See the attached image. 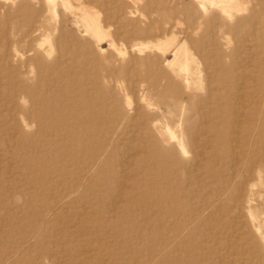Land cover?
Here are the masks:
<instances>
[{
  "label": "rangeland",
  "instance_id": "374dc122",
  "mask_svg": "<svg viewBox=\"0 0 264 264\" xmlns=\"http://www.w3.org/2000/svg\"><path fill=\"white\" fill-rule=\"evenodd\" d=\"M0 264H264V0H0Z\"/></svg>",
  "mask_w": 264,
  "mask_h": 264
},
{
  "label": "bare ground",
  "instance_id": "6f19581e",
  "mask_svg": "<svg viewBox=\"0 0 264 264\" xmlns=\"http://www.w3.org/2000/svg\"><path fill=\"white\" fill-rule=\"evenodd\" d=\"M218 4H220V6H222L223 4H221V3H218ZM217 4V5H218ZM84 16H83V18H84V20L86 21V23H87V26H88V28H91L92 30H93V32H94V34L95 35H101V33H102V29H101V27L99 26V21H98V17H97V14H91V13H87V12H84V14H83ZM29 31V30H28ZM104 32H105V30H104ZM173 40V39H172ZM175 40V39H174ZM114 42L115 41H113V40H111V43L110 44H112V45H114ZM171 42V41H170ZM162 44V43H161ZM169 44V43H168ZM163 45V44H162ZM153 46H155L154 44L151 46V47H153ZM168 46V45H167ZM171 46V45H170ZM182 46H183V44H181L179 47H177L176 48V50L174 51V53H173V61L171 60V61H169V63H171V62H175L176 61V58L178 57V56H180L179 54H180V52H181V50H183V48H182ZM159 47V46H158ZM167 49V48H166ZM169 49V48H168ZM167 49V50H168ZM166 51V50H165ZM163 54V53H162ZM186 58H187V55H186ZM186 58H185V61H186ZM175 59V60H174ZM184 61V62H185ZM184 62H183V65H184ZM182 66V65H181ZM183 67H186L185 65L183 66ZM183 69H186V68H183ZM188 72V71H187ZM125 93V92H124Z\"/></svg>",
  "mask_w": 264,
  "mask_h": 264
}]
</instances>
